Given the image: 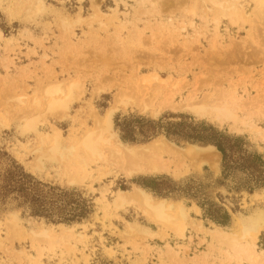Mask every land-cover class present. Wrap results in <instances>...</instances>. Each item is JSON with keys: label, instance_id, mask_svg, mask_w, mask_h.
I'll return each instance as SVG.
<instances>
[{"label": "rangeland", "instance_id": "1", "mask_svg": "<svg viewBox=\"0 0 264 264\" xmlns=\"http://www.w3.org/2000/svg\"><path fill=\"white\" fill-rule=\"evenodd\" d=\"M225 1L231 0H215ZM236 4L241 20L220 16L213 0H0V264H264V188H245L242 172L223 179L214 147L187 154L189 145L212 146L162 133L143 140L138 130L137 141L127 142L116 126L117 118L155 124L188 118L242 138L264 160L257 131H264V22L255 19L254 0ZM152 75L161 80L144 83ZM74 81L67 109L49 110L46 89L61 83L65 91ZM231 97L243 107L236 124L192 109ZM121 98L126 105L117 104ZM114 107L103 159L76 173L68 149ZM57 132L60 150L50 158ZM156 140L169 147L158 150ZM152 162L161 170L150 171ZM21 173L34 179L28 189H17ZM152 181L171 183L177 192L159 196L146 187ZM189 187L195 198L181 192ZM61 193L81 196L86 217L49 221L34 216L25 200L42 199L57 220L71 200ZM141 193L181 205L183 233L152 219ZM211 204L228 213L226 225L205 215ZM238 220L261 226L256 262L237 257L215 235L218 229L245 244L233 227ZM42 230L56 237L52 246Z\"/></svg>", "mask_w": 264, "mask_h": 264}, {"label": "bare ground", "instance_id": "2", "mask_svg": "<svg viewBox=\"0 0 264 264\" xmlns=\"http://www.w3.org/2000/svg\"><path fill=\"white\" fill-rule=\"evenodd\" d=\"M213 2L218 6V11L220 12V16L235 18L234 20H241L244 18V15L240 8L241 6L239 7L236 4L237 0L225 1V3H218V2H215V0H213ZM254 2H255V10H254L255 19H258L260 23H262L264 22V0H254ZM158 79L159 78L157 75H152L150 79L144 80V83H147V82L151 83V81L158 80ZM76 86H77V83L74 81L73 83L70 84L67 90L64 91L61 83H54L50 85L46 89V92H45V95L48 97V103H47L48 109L51 111L53 110L56 111L59 109L62 111L66 110L71 100V97H72L73 88ZM207 101L209 100H206V102ZM126 102H125V99H122L121 101H118L117 104L126 105ZM238 102L239 101H237V99H234L231 97L229 101L221 99L220 101L218 100L213 103L211 102V104L203 103L200 106L192 105V109L198 112L202 116L205 115L204 117H206L207 114H212L216 117V119L220 121L227 120L229 122L232 121L234 124H236L240 120L238 116V112L243 111V107ZM115 109L116 108L114 107L113 109L109 110L106 113L101 126H99L95 130L86 131V133L76 143L72 144L70 149H68L70 151V157H72L71 159L75 161L74 167L76 169V173H81L85 171L88 161H93L96 158H99L100 160L103 159V150L105 149L106 146L111 144L110 140H111V136L113 135L111 134V130L113 129L112 128V115ZM143 110H148L147 106H144ZM261 115L264 116V111H261ZM33 126H34V122L30 121L27 123L26 127L28 129H31V127L33 128ZM257 131H258V135L260 139L264 142V131L261 129H258ZM153 143H154L153 147H157L158 150L162 152L165 151L167 147H169L167 144H165L161 140H156ZM60 144H61L60 134L57 132V134L52 140L51 154H48L50 155V158H55V156L58 155L57 153H59ZM130 151L132 154L135 153V149H131ZM198 151L216 152V150L213 147L200 148L196 145H189L187 154L193 155L194 153ZM131 162H133V160ZM152 163L153 164H151L149 168L150 171L157 172L161 170L158 164H155L154 162ZM128 166H130V164ZM72 182H75V180H72ZM122 194L123 193H121L119 197V201L121 202V204L125 203V199L122 196ZM141 198L152 219H154L157 223L162 224V226H165L166 228L172 230L178 235H181L183 233V227L181 226V223H182V220L184 219L185 213L181 205L175 206V204L168 202L167 200H164V199L155 200L150 196V194H147V193H141ZM12 226H13V231H14L13 233L18 236L16 216H14L12 219ZM234 226L240 227L241 238L245 241V244L239 243V240L236 236L232 237L229 233L220 231L218 229L215 231V235L221 239L223 238L224 240L228 241L226 243L229 244V247L231 248V250L235 253L237 257L246 256L245 258H249L251 261L256 262L258 260V257L256 256L255 249L257 248V242H258L259 236L262 233L261 226L258 224L257 221L254 222L253 220H250V221L238 220L233 225V227ZM235 233H237V231ZM38 234L41 237H43L49 245L52 246L53 243H55L56 237H54V235H52L50 231L42 230Z\"/></svg>", "mask_w": 264, "mask_h": 264}, {"label": "trees", "instance_id": "3", "mask_svg": "<svg viewBox=\"0 0 264 264\" xmlns=\"http://www.w3.org/2000/svg\"><path fill=\"white\" fill-rule=\"evenodd\" d=\"M116 126L120 131L121 137L127 142H136L137 138L135 131L138 130L140 137L143 140H149L155 135L164 134L166 138L184 141L192 144H199L202 146L214 147L222 156V178L227 179L236 172L245 174L246 182L243 185L249 190L256 188H264V160L249 153L246 148L247 143L240 137L226 135L218 131L213 126L207 125L203 122L188 121V118H181L178 122H159L147 121L145 119L131 120L124 118L120 122V118L116 119ZM34 179L21 173L17 175L16 184H19L17 189H28L26 186L29 181ZM41 185L40 183H37ZM165 184V187L163 185ZM147 188L152 189L157 195L165 197L177 192L175 185L166 182L152 181V185H147ZM15 188V191H17ZM18 190V192H21ZM186 196L196 197L197 193H192V188H186L181 191ZM63 194L64 198H71L69 202L64 201L62 209L58 212L57 220H55V210L50 208L48 204L42 199H28L25 200L30 205L31 213L40 218L48 219L49 221H58L59 223H74L81 221L88 214L87 202L78 196L77 199L73 194ZM204 208V206L202 205ZM205 215L218 225H226L230 218L228 213L217 205L211 204L209 208L205 209Z\"/></svg>", "mask_w": 264, "mask_h": 264}]
</instances>
